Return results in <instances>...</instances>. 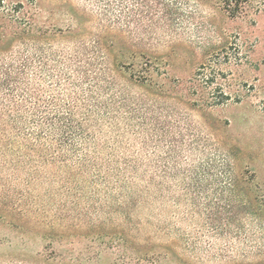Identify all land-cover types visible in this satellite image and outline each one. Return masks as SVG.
<instances>
[{
	"label": "trees",
	"instance_id": "16d2710c",
	"mask_svg": "<svg viewBox=\"0 0 264 264\" xmlns=\"http://www.w3.org/2000/svg\"><path fill=\"white\" fill-rule=\"evenodd\" d=\"M179 1H108L102 36L89 42L43 36L22 3L0 0V264H198L175 224L191 220L167 210L187 199L165 205V181L143 162L150 154L132 147L152 88L142 65L154 52H129L121 37L166 34ZM135 59L141 67L127 72ZM213 90L211 106L231 100ZM247 205L233 201L219 219L238 238L255 221Z\"/></svg>",
	"mask_w": 264,
	"mask_h": 264
},
{
	"label": "rangeland",
	"instance_id": "374dc122",
	"mask_svg": "<svg viewBox=\"0 0 264 264\" xmlns=\"http://www.w3.org/2000/svg\"><path fill=\"white\" fill-rule=\"evenodd\" d=\"M5 1L22 3L43 36H79L89 42L102 36L108 1L118 5V0ZM179 2L166 34L121 36L129 52L141 44L155 58L142 65L152 88L132 147L144 158L150 154L143 162L165 181V205L187 199V207L167 210H185L191 220L175 224L185 230L183 243L195 251L194 262L264 264V211L255 214L252 207L264 208V0ZM141 61L135 59L126 71L139 69ZM216 69L223 73L206 84ZM215 86L231 98L223 106L210 105ZM233 201L248 204L247 219L255 220L245 226V238L233 234V224L219 222ZM206 215L211 218L205 220Z\"/></svg>",
	"mask_w": 264,
	"mask_h": 264
}]
</instances>
